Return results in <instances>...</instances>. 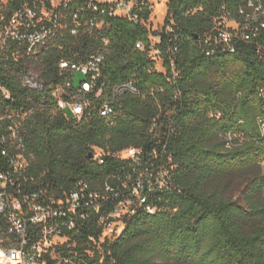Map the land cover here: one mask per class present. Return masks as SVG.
Returning <instances> with one entry per match:
<instances>
[{
	"label": "trees",
	"instance_id": "trees-1",
	"mask_svg": "<svg viewBox=\"0 0 264 264\" xmlns=\"http://www.w3.org/2000/svg\"><path fill=\"white\" fill-rule=\"evenodd\" d=\"M255 1L264 7V0ZM249 2L170 0L166 22L174 21L178 39L171 47L178 50L171 54L173 67L167 59L166 71L148 70L153 36L145 25L123 17L108 19L109 26L94 35L65 28L42 46L37 56L47 83L43 93L20 81L31 67L32 56L24 50L18 61L11 56L9 70L0 67V82L12 94L3 101L30 112L21 126L30 159L22 174L25 190L64 194L85 179L102 193L99 213L90 214L80 233L70 232V247H64L70 264H264V28L251 40L240 28L231 31L233 50L220 43L207 54L200 44L224 8L234 22L264 23V15L254 14L258 5ZM80 6L71 2L69 26ZM152 11L147 7L140 14L149 20ZM143 40L142 52L135 45ZM98 50L107 55V78L133 80L139 93L118 97L110 117L75 122L57 109L50 92L62 86L61 61ZM134 148L141 151L140 163L117 156ZM97 150L103 163L89 157ZM161 167L170 171L162 184ZM146 170L154 175L141 193L145 201L138 203L131 187ZM239 180L244 187L235 199ZM131 200L136 211L118 219L123 228L117 236L104 235L109 212ZM101 216L107 220L100 223Z\"/></svg>",
	"mask_w": 264,
	"mask_h": 264
},
{
	"label": "built area",
	"instance_id": "built-area-1",
	"mask_svg": "<svg viewBox=\"0 0 264 264\" xmlns=\"http://www.w3.org/2000/svg\"><path fill=\"white\" fill-rule=\"evenodd\" d=\"M72 1L49 4V0H0V67L3 71L10 69L8 61L11 56L18 61L21 49L31 57L30 48H34V43L43 37L59 36L65 28L73 35H94L106 29L108 19L112 17L129 18L143 24L151 32L150 36H156L155 51L147 54L149 71H166L168 58V63L174 66L171 54L178 50L171 47L178 39L175 35L173 37L174 21L166 22V18L159 30H153L148 24L149 20L140 14L145 8L154 6L149 0H77L82 6L73 13V24L69 26L66 12ZM250 4L262 5L255 0H250ZM195 11L189 10L188 14ZM223 12L214 19L215 25L201 39L204 53L214 52L220 43L233 50L230 32L235 29L243 30L244 39L251 40L252 34L256 35L260 27L264 28V23L257 21L234 22L225 8ZM104 43L107 46L109 39L105 38ZM145 43V40L138 41L135 48L143 52ZM106 61L107 55L101 50L84 59L61 61L62 86H56V91L50 92L57 101V109L68 113L75 122H80L85 117L101 116L104 112L114 115L118 97L125 93H139L133 80L111 82L105 75ZM77 73L85 76L78 88L74 81ZM20 81L31 91L35 84H47L38 71L30 68L21 72ZM5 92L11 91L0 82V264L59 263V255H65L64 247H70V232L80 233L90 214L99 213L103 196L92 189L85 179L78 180L72 190L64 194L47 188L25 190L26 177L23 180L22 174L29 166L30 159L29 163H22L21 157L27 155L21 126L30 112L17 111L6 104L2 98ZM117 156L132 158L136 163L142 160L141 151L137 148H134L133 155L123 156L122 151ZM94 158L101 163L105 161L102 152L94 153ZM159 171V183H166L170 171L164 167ZM153 175L148 170L140 173L139 182H134L131 187L132 193L138 197V203L145 201L141 193ZM107 188L115 191L114 188ZM136 207L133 200L120 201L109 212L107 219L110 220L106 222L105 229L114 220L126 215L127 210L134 209L135 212ZM99 219L100 223L107 220L103 216ZM71 262L72 259L67 258V264Z\"/></svg>",
	"mask_w": 264,
	"mask_h": 264
},
{
	"label": "rangeland",
	"instance_id": "rangeland-1",
	"mask_svg": "<svg viewBox=\"0 0 264 264\" xmlns=\"http://www.w3.org/2000/svg\"><path fill=\"white\" fill-rule=\"evenodd\" d=\"M60 0H56L57 4ZM153 3L154 8L150 15V20L148 24H150L153 28V30H159L167 18V13L169 9L168 0H149ZM40 51L38 50V53ZM38 54H35V56H32L29 58L31 60L30 69L38 71L40 74L42 73L41 66H40V58L37 56ZM99 151V150H98ZM129 151V152H128ZM131 151V152H130ZM134 154V149L127 150L123 152L124 156H130ZM262 169L264 170V161L262 162ZM233 189V196L235 199H240L241 190L244 187L243 181L239 180L234 184ZM123 228V222L116 219V221L110 226L107 227L104 231V235H107L109 237H115L117 236V233L120 232V230ZM57 264H61L60 262ZM160 264H172L168 262L160 263Z\"/></svg>",
	"mask_w": 264,
	"mask_h": 264
},
{
	"label": "bare ground",
	"instance_id": "bare-ground-1",
	"mask_svg": "<svg viewBox=\"0 0 264 264\" xmlns=\"http://www.w3.org/2000/svg\"><path fill=\"white\" fill-rule=\"evenodd\" d=\"M60 1H63V0H60ZM49 4H56V0H49ZM149 8L153 10L154 6H149ZM253 10H254V14H255L256 17L264 15L262 6H260V5L255 6ZM56 37H57V35H50L48 37H43V38L37 40V42L34 43V48H30L31 56H35V54L38 53L37 50H39L42 46L46 45L47 43L50 42V40H52V39H54ZM230 39H231V33H230ZM155 45H156V36H153V37L150 38V47L149 48H151V50L149 51V54H151V52L155 51V48H154ZM210 53L211 52H208L207 54H210ZM33 91L39 92V93L45 92L46 91V84H35V85H33ZM51 91H56V86ZM2 98L3 99L6 98L8 100L12 99L11 92L2 93ZM101 116L102 117H110L112 115H111V112H104V113H101ZM99 152H101V151L100 150L96 151V153H99ZM21 159H22V163H29L28 156H22ZM142 202H144V201H142ZM148 209H151V207H148ZM154 210L155 209H151L150 211L154 212ZM129 212L132 213V212H134V210L133 209L132 210H127V213H129ZM115 221L116 220H114V222ZM67 258L68 257L65 256V255H59V262L61 264H66L67 263Z\"/></svg>",
	"mask_w": 264,
	"mask_h": 264
},
{
	"label": "water",
	"instance_id": "water-1",
	"mask_svg": "<svg viewBox=\"0 0 264 264\" xmlns=\"http://www.w3.org/2000/svg\"><path fill=\"white\" fill-rule=\"evenodd\" d=\"M85 79V76L81 73H77L76 76L74 77V81H75V86L78 88L80 86V83L82 82V80ZM94 153L91 152L89 154V157H93Z\"/></svg>",
	"mask_w": 264,
	"mask_h": 264
}]
</instances>
